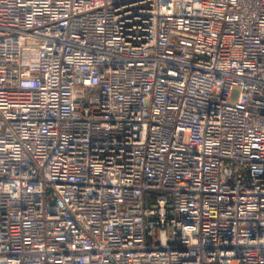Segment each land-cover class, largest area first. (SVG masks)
<instances>
[{
    "label": "built area",
    "instance_id": "built-area-1",
    "mask_svg": "<svg viewBox=\"0 0 264 264\" xmlns=\"http://www.w3.org/2000/svg\"><path fill=\"white\" fill-rule=\"evenodd\" d=\"M0 264H264V0H0Z\"/></svg>",
    "mask_w": 264,
    "mask_h": 264
}]
</instances>
